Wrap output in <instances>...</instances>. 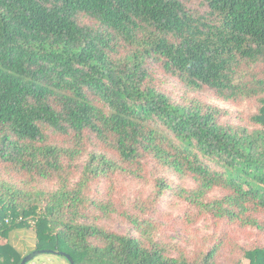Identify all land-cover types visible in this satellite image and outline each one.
Here are the masks:
<instances>
[{
    "label": "trees",
    "instance_id": "1",
    "mask_svg": "<svg viewBox=\"0 0 264 264\" xmlns=\"http://www.w3.org/2000/svg\"><path fill=\"white\" fill-rule=\"evenodd\" d=\"M202 3L198 16L181 0H0V264L23 257L8 241L20 228L74 264H217L226 245L264 264L263 244L225 231L189 256L151 218L168 195L264 234V97L248 128L217 105L171 100L147 67L187 91L262 96L264 78L244 66L264 67V0ZM118 178L153 189L128 209L89 194L105 180L111 195ZM112 214L136 235L99 223Z\"/></svg>",
    "mask_w": 264,
    "mask_h": 264
},
{
    "label": "rangeland",
    "instance_id": "2",
    "mask_svg": "<svg viewBox=\"0 0 264 264\" xmlns=\"http://www.w3.org/2000/svg\"><path fill=\"white\" fill-rule=\"evenodd\" d=\"M181 1L195 15L199 16V14L205 13V6L202 0ZM147 67L151 73L152 83L156 88L165 91L171 100L181 102L186 100V97H194L200 99L202 102L217 105L221 109L226 110L227 115L224 120L238 125H245L248 128L258 127L252 117L258 112V108L261 105L260 98L264 97V93L261 94L262 96H242L237 99H220L208 88L197 92L187 91L177 77L165 73L153 59L147 60ZM244 70L246 71L244 74H252L258 76L259 79L264 78V67L260 63L250 68L244 66ZM83 161L84 158L78 162V167L72 181L78 178ZM184 184L185 186H190L188 180H185ZM50 187H54L53 184ZM152 189L151 184L143 185L129 178H118L114 188L111 190V195L109 194V184L105 180L92 183L89 194L100 197L102 201L110 199L117 208L128 209L129 202L136 194L145 197L151 193ZM212 194L218 195L219 191L215 190ZM156 209L157 212L151 218L159 224L162 238L183 248L189 256L195 255L199 251L209 247L212 244L209 238L223 231L227 233L231 241L238 244V247L251 248L256 244L264 245V234L258 229L227 225L223 222L216 223L207 215L199 216L195 207L188 206L184 201L179 200L178 197L163 196L162 200L158 201ZM259 216L264 219V214ZM99 223L123 235H136L133 228L118 214H112L108 219H100ZM48 255L51 254H38L39 257ZM236 260H239L242 264L247 263V259L241 255L240 250H237L235 245H226L219 249L217 264H233Z\"/></svg>",
    "mask_w": 264,
    "mask_h": 264
},
{
    "label": "crops",
    "instance_id": "3",
    "mask_svg": "<svg viewBox=\"0 0 264 264\" xmlns=\"http://www.w3.org/2000/svg\"><path fill=\"white\" fill-rule=\"evenodd\" d=\"M8 241L23 256L35 249L34 233L27 228L12 230L8 235ZM42 253H49L51 255L39 257L37 254L26 264H70L66 258H64L62 255H59L57 253H52V252H42Z\"/></svg>",
    "mask_w": 264,
    "mask_h": 264
},
{
    "label": "water",
    "instance_id": "4",
    "mask_svg": "<svg viewBox=\"0 0 264 264\" xmlns=\"http://www.w3.org/2000/svg\"><path fill=\"white\" fill-rule=\"evenodd\" d=\"M44 252L43 250L41 249H34L32 251H30L29 253L25 254L19 264H26L29 260H31L32 258H34L37 254H40ZM49 252H52V253H57L59 255H62L64 258H66L70 264H74L72 258L70 257L69 254L65 253V252H62V251H54V250H49Z\"/></svg>",
    "mask_w": 264,
    "mask_h": 264
}]
</instances>
